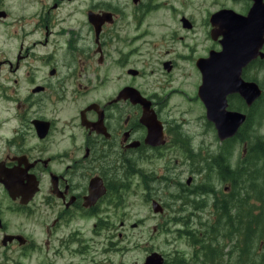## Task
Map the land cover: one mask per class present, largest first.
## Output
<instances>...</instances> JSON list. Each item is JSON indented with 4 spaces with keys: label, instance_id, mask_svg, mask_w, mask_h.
Listing matches in <instances>:
<instances>
[{
    "label": "flooded vegetation",
    "instance_id": "obj_1",
    "mask_svg": "<svg viewBox=\"0 0 264 264\" xmlns=\"http://www.w3.org/2000/svg\"><path fill=\"white\" fill-rule=\"evenodd\" d=\"M164 1L0 0V264H114L105 260L127 255L131 179L151 204L157 178L142 165L178 150L191 159L188 114L177 118L173 100L198 97L219 139L199 97V63L223 50L211 19L227 9L199 24L185 11L192 0H174L179 26L147 41L149 15L177 18ZM233 2L247 4L246 14L253 5ZM201 39L211 50L196 58ZM186 64L199 71L193 86ZM242 77L262 90L252 104L227 96L228 111L247 116L236 134L249 138L245 156L257 137L264 142L256 128L264 125V58Z\"/></svg>",
    "mask_w": 264,
    "mask_h": 264
},
{
    "label": "rangeland",
    "instance_id": "obj_2",
    "mask_svg": "<svg viewBox=\"0 0 264 264\" xmlns=\"http://www.w3.org/2000/svg\"><path fill=\"white\" fill-rule=\"evenodd\" d=\"M165 3L171 8L173 6L179 7L181 4V2L174 0H165L160 4L163 5ZM221 7L227 10L232 9L243 15L246 14L244 11L247 10V4L245 6V3L233 2V0H192L188 3L185 11L200 24L203 23L208 11L213 12ZM124 10L126 11V8ZM128 10L131 11L133 8H128ZM173 11L176 15L179 12L178 9ZM177 21L179 22L178 15L175 18V16L163 9L158 14L152 13L148 16L147 22L144 23V29L153 32L152 36L146 40L155 41L154 35L156 33H168L165 32L164 27H178ZM202 31L203 28L200 27L199 32ZM203 40L201 39L193 48L196 58L208 55L211 50V43H206ZM190 70H193L194 75L191 80V86H193L200 79L199 71L195 64L193 66L186 64V73L189 74ZM117 74L118 72L115 73V75ZM176 79L181 80L180 84L185 83L179 75ZM186 85L189 88L188 83ZM115 87L116 85L113 86V88ZM197 99L199 98L197 97ZM197 99L191 102L182 101L181 99L173 100L169 108L176 112L177 118L180 117L177 113L178 111L188 114L187 119L189 122H187V126L189 131L186 134L192 138L191 152L197 153L200 157L209 158L218 152L219 147L224 142L220 141L217 138L216 132L212 130L213 128L207 125L205 118L206 109L200 99ZM263 126L259 127L256 125L258 135L264 134ZM178 151L176 157H170L166 162L160 160L156 163L151 162L142 165L146 171L148 170L147 174H153L157 178V183L153 184L154 190L152 191V196L156 198V202L163 208L162 214H155L153 203L151 205L146 200L147 189H143L142 184H138L140 179L136 177L131 179L132 188L128 189L127 197L128 253L122 258L116 256V253H114L105 261L112 260L114 264H121L123 260L125 264H143L151 252L162 254L165 260H172L179 253L180 255L185 254L186 257H190L193 253V248L187 239L179 236V231L184 230L187 226L196 230L197 228L206 229L208 226L214 224V195L210 197L209 194L193 195L194 190L196 188L209 189L214 186L215 191L219 193L227 188L229 184L221 183L217 179L218 174L216 173L210 176V173L205 170L200 171L196 167H200L201 164H194L193 160L187 157L183 150ZM235 152L233 165L237 167V158L239 155L243 156L244 145L239 146ZM208 176L211 178L210 184L207 183ZM187 195L189 200L183 201L181 197ZM24 264L28 263L25 261Z\"/></svg>",
    "mask_w": 264,
    "mask_h": 264
},
{
    "label": "trees",
    "instance_id": "obj_3",
    "mask_svg": "<svg viewBox=\"0 0 264 264\" xmlns=\"http://www.w3.org/2000/svg\"><path fill=\"white\" fill-rule=\"evenodd\" d=\"M239 134L224 142L209 158L191 153L194 164L202 166L197 169L210 176L218 174L217 179L229 186L219 193L214 186L194 190L193 195H214V224L206 229L187 226L180 230L179 236L187 239L193 253L190 257L179 253L165 264H264V142L257 137L247 145L245 156L239 155L234 167L235 150L249 140ZM145 179L149 184L150 180ZM181 199L187 201L189 197Z\"/></svg>",
    "mask_w": 264,
    "mask_h": 264
},
{
    "label": "water",
    "instance_id": "obj_4",
    "mask_svg": "<svg viewBox=\"0 0 264 264\" xmlns=\"http://www.w3.org/2000/svg\"><path fill=\"white\" fill-rule=\"evenodd\" d=\"M211 21L218 35L223 36V50L211 53L199 63L203 85L199 97L207 108V119L214 124L220 141L233 138L247 116L227 109V96L239 93L252 104L262 95L259 85L243 80V70L259 57L264 58V0H253L246 15L233 10H223L213 15ZM215 33V31H214ZM155 213H162L158 202L153 203ZM165 257L151 253L144 264H165Z\"/></svg>",
    "mask_w": 264,
    "mask_h": 264
}]
</instances>
